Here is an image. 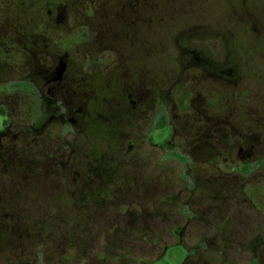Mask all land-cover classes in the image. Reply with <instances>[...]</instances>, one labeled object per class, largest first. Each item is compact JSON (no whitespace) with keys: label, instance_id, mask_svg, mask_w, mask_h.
Instances as JSON below:
<instances>
[{"label":"rangeland","instance_id":"obj_1","mask_svg":"<svg viewBox=\"0 0 264 264\" xmlns=\"http://www.w3.org/2000/svg\"><path fill=\"white\" fill-rule=\"evenodd\" d=\"M164 3V21L154 25L152 22L150 28L141 31L131 29L135 36L150 43L151 78H179L186 58L178 57V47L206 52L213 63L230 71L228 79L233 86L211 81L212 96L220 93L221 97H228L231 92L242 96L241 100H233L232 93L228 101L230 127L240 130L237 138H253L252 143L260 146L261 165L244 176L246 170L239 174L233 165H212L214 159L206 151L196 157L192 152L195 144L191 136L184 138L180 125L188 124L184 130L191 134L196 112L209 104L201 103L195 95L180 111L173 85L155 86L152 81L154 100L133 113L114 101L113 106L103 102L75 104L74 110L79 112L68 114L59 123H50L35 143L26 141L31 147L16 155L25 158L30 164L28 170L34 168L38 175L28 173L22 180L26 199H4L0 203L6 208L4 213L14 215L9 226L15 238L21 234L23 240L11 247L0 246V264H149L160 257L165 246L178 241V233L171 229L185 223L198 224V231L193 233L195 241L204 239L207 248L211 247L210 217L198 211L193 198L199 202L209 194L210 175L214 171L225 178L221 170L240 175L239 180L246 186L259 184V193L249 199V204L262 219V232L258 235L264 240V0ZM73 47V51L78 50V45ZM81 68L82 73H88ZM82 73L78 71L79 76ZM192 74L182 73L180 77ZM108 76L113 81V73ZM186 82L187 86L193 84L184 78L180 85L187 87ZM21 90L28 93L25 84ZM19 99L20 112L14 121L29 127L38 118L39 104L25 95ZM65 103L67 108L71 106L69 99ZM211 110L218 112L216 106ZM69 118L75 122H69ZM3 120L0 115V129ZM163 122L170 129L168 135L161 128ZM258 122L262 125L256 127ZM96 169L104 177L102 184L80 185L86 174L94 179ZM13 180L1 175L0 186ZM28 182L31 187H26ZM126 189L132 194L122 196ZM99 200L112 208L108 217L94 214ZM8 223L4 220L2 225ZM1 230L0 241H5L9 233ZM185 239L192 240L190 236ZM183 255L180 247H169L160 264H178Z\"/></svg>","mask_w":264,"mask_h":264},{"label":"flooded vegetation","instance_id":"obj_2","mask_svg":"<svg viewBox=\"0 0 264 264\" xmlns=\"http://www.w3.org/2000/svg\"><path fill=\"white\" fill-rule=\"evenodd\" d=\"M164 2L0 0V115L4 119L0 129V176L6 175L14 179L5 187L0 186V203L4 199H26L23 196L22 180L28 173L34 172V177L38 175L34 168L28 170L30 164L25 158L16 157L25 147L32 146L30 143L26 144V141L35 143L50 123H59L68 114L79 112L74 110L78 103L103 102L113 106L114 101L131 113L142 110L144 104L155 98L152 81L155 86L173 85L175 97L177 95L181 106L180 111L195 95L201 103L205 101L209 104L205 109H198L199 113L196 112L191 134L184 130L188 124H179L184 138L191 136L195 144L192 152L196 157L206 151L210 159H214L212 165L221 162L230 167L233 165V170L240 172L239 174L246 170L244 176L261 165L260 146L252 143L253 138H237L241 136L240 130L230 127L228 101L232 93L233 100H241L242 96L239 97L234 92L228 97H221L220 93L212 96L214 92L213 89L210 90L211 81H222L233 86L228 79L230 71H226L219 63H213L214 60L206 52L195 53L178 47V57L186 58L178 74L181 76L183 73L184 76L187 72L193 73L192 76L184 77L193 81L191 86H187L186 82L187 87H182L180 83L184 78L179 76L174 79L177 75L166 81H162V76L158 79L151 78L150 43H146L144 37L135 36L131 29L141 31L150 28L152 22L154 25L164 21L161 15V7L166 4ZM74 45H78V50L73 51ZM81 66L88 73H82ZM78 71L82 75L79 76ZM111 72L113 81L108 76ZM23 84L27 86V94L22 93ZM24 95L39 104L38 118L29 127L14 121L20 112L19 98ZM66 99L71 104L68 108ZM214 106L218 109L216 113L211 110ZM85 115L86 113L80 116L81 121ZM68 121L75 122L73 118ZM261 125L262 122L256 123V127ZM163 128L168 135L170 129L165 124ZM156 144L161 145H154ZM88 164L92 163L88 161ZM107 171L109 170L103 172ZM219 172L226 177L222 178L213 171L210 175V193L199 199V202L198 198H193L194 193L191 191L195 207L203 216L210 217L208 223L212 246L207 248L208 244L204 239L198 238L195 241L193 233L198 231V224L194 226L185 223L171 229L178 233V241L165 246L160 257L149 264H160L165 252L172 246H178L184 252L178 264H264V240L258 235L262 232L263 223L249 204L259 193V184L256 182L254 187H247L246 183L239 180L240 175L233 176L234 172L231 174L222 170ZM47 174L51 173L48 171ZM93 174L94 179L86 174L80 185H92V182H96L100 186L104 177L97 169ZM30 185L28 182L26 187H31ZM125 192L122 196L132 194L127 189ZM98 203L94 214L108 217L107 212L112 211V208L104 206L101 200ZM5 209L0 207V212L3 213L0 215V228L9 234L5 241H0L3 244L0 246L6 248L22 243L23 240L20 238L21 234L15 238L12 233L13 229L9 225L14 215L4 213ZM18 210L22 212L21 207ZM4 220H9L7 226L2 225ZM126 224L128 226V222ZM187 236L192 240H186ZM96 264L110 263L99 261Z\"/></svg>","mask_w":264,"mask_h":264},{"label":"trees","instance_id":"obj_3","mask_svg":"<svg viewBox=\"0 0 264 264\" xmlns=\"http://www.w3.org/2000/svg\"><path fill=\"white\" fill-rule=\"evenodd\" d=\"M163 126H164V122L163 123H161V128H163ZM160 128V127H159Z\"/></svg>","mask_w":264,"mask_h":264}]
</instances>
